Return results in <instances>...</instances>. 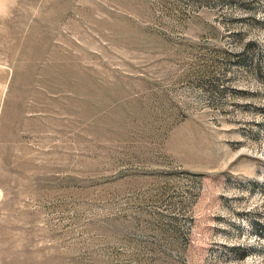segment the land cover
Listing matches in <instances>:
<instances>
[{
    "label": "rangeland",
    "instance_id": "obj_1",
    "mask_svg": "<svg viewBox=\"0 0 264 264\" xmlns=\"http://www.w3.org/2000/svg\"><path fill=\"white\" fill-rule=\"evenodd\" d=\"M0 264H264V0H0Z\"/></svg>",
    "mask_w": 264,
    "mask_h": 264
}]
</instances>
